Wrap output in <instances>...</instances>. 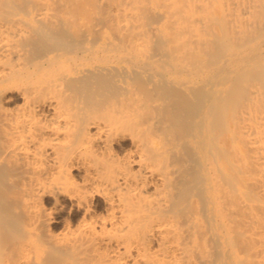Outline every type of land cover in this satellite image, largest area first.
<instances>
[{
	"label": "bare ground",
	"instance_id": "6f19581e",
	"mask_svg": "<svg viewBox=\"0 0 264 264\" xmlns=\"http://www.w3.org/2000/svg\"><path fill=\"white\" fill-rule=\"evenodd\" d=\"M0 264H264V0H0Z\"/></svg>",
	"mask_w": 264,
	"mask_h": 264
}]
</instances>
